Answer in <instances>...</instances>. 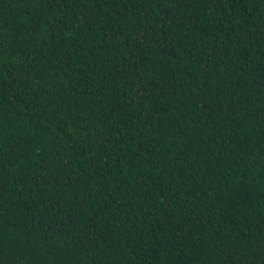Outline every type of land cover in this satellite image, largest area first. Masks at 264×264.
Listing matches in <instances>:
<instances>
[{"label":"trees","instance_id":"1","mask_svg":"<svg viewBox=\"0 0 264 264\" xmlns=\"http://www.w3.org/2000/svg\"><path fill=\"white\" fill-rule=\"evenodd\" d=\"M0 264H264V0H0Z\"/></svg>","mask_w":264,"mask_h":264}]
</instances>
